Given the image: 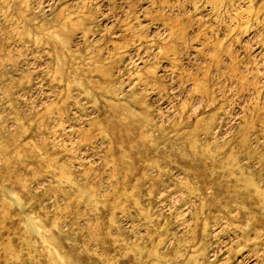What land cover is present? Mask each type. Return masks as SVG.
<instances>
[{
  "label": "rangeland",
  "instance_id": "1",
  "mask_svg": "<svg viewBox=\"0 0 264 264\" xmlns=\"http://www.w3.org/2000/svg\"><path fill=\"white\" fill-rule=\"evenodd\" d=\"M0 264H264V0H0Z\"/></svg>",
  "mask_w": 264,
  "mask_h": 264
}]
</instances>
